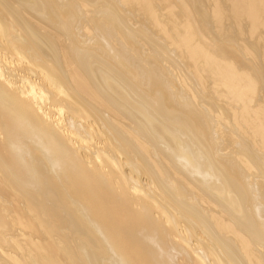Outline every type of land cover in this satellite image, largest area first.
Returning a JSON list of instances; mask_svg holds the SVG:
<instances>
[{
  "label": "bare ground",
  "instance_id": "1",
  "mask_svg": "<svg viewBox=\"0 0 264 264\" xmlns=\"http://www.w3.org/2000/svg\"><path fill=\"white\" fill-rule=\"evenodd\" d=\"M189 1L0 0V264H264V0Z\"/></svg>",
  "mask_w": 264,
  "mask_h": 264
},
{
  "label": "rangeland",
  "instance_id": "2",
  "mask_svg": "<svg viewBox=\"0 0 264 264\" xmlns=\"http://www.w3.org/2000/svg\"><path fill=\"white\" fill-rule=\"evenodd\" d=\"M190 1L194 2V3H198V1H202V3H204V5H205V9L208 10V9H210V4H211L212 0H190ZM131 10L134 11L136 9H131ZM134 14H135V17L139 16L138 12H135ZM177 14H180V12L177 11ZM189 15H190V13H189ZM169 20H172V18L169 19ZM212 21L213 20H206V25L209 24ZM226 23H229V22L227 21ZM214 25H215V23H214ZM214 25L210 24L209 29H208L209 35H213L214 33L217 32L216 26H214ZM148 28L155 32V40H157V43H159L160 47L162 48V51H158L159 58L161 60L168 61L171 64L170 65V69H172V71L174 72L175 76L178 77V81H179V73L183 72V70L185 68H187V66L190 64L189 60L181 59V55L187 57V52L184 51V49H180V48L176 47L175 45H172L170 43V40L166 38V35H164L161 32H158L159 29L158 28L157 29L154 28L152 26V24H150V25L148 24ZM166 28H167V30H169L170 26L166 25ZM239 32L244 36V40L241 39V38H238L240 40V42H241L240 44L244 45L246 48L249 47L247 42H252V41H253V43L256 42L255 41V34L251 35L252 36V40H251L250 34H249V37H248V35H247V32L249 33L248 29L247 30H242V31H239ZM171 33L172 32L169 31L168 35L171 34ZM217 35L218 34H216L214 36H217ZM245 38L247 40H245ZM166 39H167V41H166ZM175 40H176V42L179 41V39H175ZM112 45H113L114 49L117 52V56L123 54V55H125L127 57L126 53L120 52V51H122L121 49L127 51V53L129 54V57H130V61H132L133 64L136 65V67H138L139 69L143 70L139 65H137L135 63V60H134L135 59V55H133L132 52H130L128 50V48L125 47L124 44H120V41L117 38L115 39V37H114L112 39ZM252 53L256 54L257 52L252 49L251 50V54ZM252 58H253V56H252ZM239 63H242V65H246V60L245 59H241V60H239ZM132 67L135 69V67L133 65H132ZM188 71H190V70H188ZM183 73L186 74V76L183 75ZM183 73H182V75H183V77H185V80H186L185 81V85L186 86H184L185 90L190 93L189 94V101H195V99H196V103L200 102L202 104H207L206 99L201 96L200 86H198L197 82L193 80L195 78L197 79V76L188 74V72H186V71L183 72ZM108 108L109 109H114V106H111V107L108 106Z\"/></svg>",
  "mask_w": 264,
  "mask_h": 264
}]
</instances>
